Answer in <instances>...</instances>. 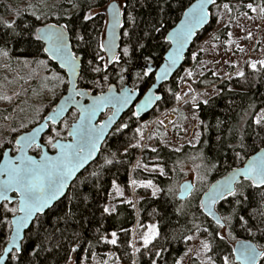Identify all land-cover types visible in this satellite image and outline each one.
<instances>
[{
  "label": "trees",
  "instance_id": "obj_1",
  "mask_svg": "<svg viewBox=\"0 0 264 264\" xmlns=\"http://www.w3.org/2000/svg\"><path fill=\"white\" fill-rule=\"evenodd\" d=\"M111 1L0 0V51L15 59L44 58L56 71L64 74L45 55L43 44L36 39V30L47 24L66 26L74 53L82 57L79 88L93 94L102 93L110 84L119 81V68L127 72L132 69L135 75L145 71L142 68L145 64L161 63L169 49L167 33L195 0H125L120 59L109 64L98 45L106 27L103 11ZM227 1L240 2V7H232L237 8L238 13L244 12L249 3L264 9V0H218L216 5ZM27 7L37 10L38 14L43 9L48 10V22H39L38 14ZM94 10H101V13L87 19ZM130 16L135 23L131 22ZM212 23L198 34L196 41L212 28ZM227 31L220 34H227ZM126 47L128 55L123 51ZM191 52L192 49L186 65ZM97 53L104 56L105 61L97 59ZM106 62V70L92 71L98 66L103 69ZM181 70L161 88L162 100L149 115L138 118L131 110L123 117L122 125L127 127L120 124L115 127L97 161L78 177L60 203L37 219L26 235L21 253H14L8 264H69L75 252L77 264H80V257L104 260L110 255L122 264H179L188 254L193 235L208 241L211 264H224V257H234L233 245L241 239L250 240L264 249V186L256 187L250 181H243L237 186L235 196L218 204L217 211L225 223L223 228L206 216L201 207V198L210 185L264 148V121L257 123L255 120L258 112L264 109V65L246 66L241 76L229 80H208L206 77L196 84L198 90L218 89L217 95L207 103L196 106L201 131L197 146L186 145L178 151L158 144L154 151L144 152L138 145L142 124L152 122L177 104ZM104 76H107L106 80ZM153 83L154 73H150L137 84L144 92ZM56 103H52L51 109ZM10 111L0 109V128ZM16 135L2 144L0 161L7 148L16 150ZM144 155L162 167V173L137 169L135 164ZM108 160L112 162L106 163ZM193 164L200 165L207 181L203 187L194 186L190 197L182 201L178 198L177 185L185 178L183 169ZM133 181L135 184L151 181L159 187L160 193L156 197L146 187L137 188L136 205L118 203L114 212H106L104 209L115 185L131 194ZM3 206H0V255L8 239L11 219V213ZM149 223L158 225L159 234L135 255L133 228ZM113 232L116 233V244L107 241ZM260 264H264V256Z\"/></svg>",
  "mask_w": 264,
  "mask_h": 264
},
{
  "label": "rangeland",
  "instance_id": "obj_2",
  "mask_svg": "<svg viewBox=\"0 0 264 264\" xmlns=\"http://www.w3.org/2000/svg\"><path fill=\"white\" fill-rule=\"evenodd\" d=\"M113 1L119 5H124L125 2V0ZM224 4H228L231 11L225 9ZM233 6L240 7L241 4L239 1H227L214 7L212 28L203 33L194 43L189 64H185L181 70L179 78L181 88L177 95V104L172 109L160 113L152 122L142 124V137L138 143L142 151H154L158 144L166 145L178 151L186 145L197 146L201 131L196 106L217 95L218 89L210 87L198 90L196 84L206 77L208 80L210 78L229 80L231 77L241 76L246 66L252 67L253 64H262L261 62L264 61V9L260 5L249 3L244 12L238 13L237 8L233 9ZM121 8L123 9V7ZM26 9H31L34 14H38L37 10L32 9V7ZM99 13L101 10H94L90 15L94 17ZM37 18L39 22H48V10L43 9ZM225 29H228L227 34L221 35L220 32ZM199 56H201V60H199ZM144 72L133 75L132 86H138L136 83L145 77ZM118 73L120 79L116 84L121 88L126 84L128 72L121 67ZM56 77L60 79L57 80ZM67 86L66 75L56 71L48 60L44 58L15 59L0 51V109H11V114L7 116L6 122L0 128L2 133L0 148L13 134L19 135L28 131L42 121L50 111L52 103H56L66 93ZM257 117H261L260 122L264 121V109L258 112L255 120ZM76 119L77 112L72 111L65 121L50 130L45 136L43 144L53 152L52 145L48 143L49 137L53 139V142L58 139L67 140L68 130ZM16 151L17 148L14 152ZM40 152L41 149L34 148L31 154L39 155ZM135 167L146 173H162V167L152 163V160L145 155L135 164ZM183 172L185 178L178 183L177 193H179L180 184L185 181H190L196 188L199 185L203 187L207 181V175L200 165H187ZM133 182H131V194L121 186L115 185L110 201L106 206L109 210L108 213L114 212L118 203L136 205L138 198L135 191L137 188L146 187L152 195L155 191L154 196L156 197L160 193V189L155 183L151 182L149 185V181L136 184ZM12 208L17 210V204H5L3 206L5 211ZM7 212L11 213V217L17 214V211L15 213ZM149 226H155L159 234L158 225L154 223L133 228L132 246L135 255L141 248L150 245L158 236L156 235L149 244H144L143 238L148 235ZM112 239L113 237L107 241ZM190 241L188 254L181 259L179 264H211L208 257V241L199 235H193ZM205 244L208 245V248H205ZM77 259V252H75L69 264H77ZM79 261L80 264H122L112 255L104 260L99 257L88 259L85 256L80 257ZM228 261L229 264H236L234 257L229 258Z\"/></svg>",
  "mask_w": 264,
  "mask_h": 264
},
{
  "label": "snow or ice",
  "instance_id": "obj_3",
  "mask_svg": "<svg viewBox=\"0 0 264 264\" xmlns=\"http://www.w3.org/2000/svg\"><path fill=\"white\" fill-rule=\"evenodd\" d=\"M216 0H198L196 4H193L191 8L183 13L185 19L178 28L168 34L166 39L173 43L175 47L169 53V64L162 69L161 74L156 77L157 80L166 78L169 68L174 66L180 59V54L184 49L185 44L192 36L194 29L203 24L210 16L208 5L215 4ZM251 7V5H248ZM121 7L126 5L112 4V22L109 30V41L107 44L101 42L98 47L101 51L109 52L111 55L108 57V62L119 61V56L116 55L114 49L115 44V28L121 25ZM224 8L231 11L228 4H224ZM91 15L87 19H91ZM132 23H135L133 17H129ZM66 26H47L44 29H37V40L47 41L49 47L44 51L52 55L53 58L61 62L62 67L66 68L72 75L77 74L78 60L75 54L70 50L64 28ZM159 31V28L155 29ZM127 35V32L124 33ZM83 40V37H79ZM124 54H129V49L124 48ZM6 54V53H5ZM97 59L105 61V57L97 53ZM195 58V55H193ZM91 64V61H89ZM264 64V61L261 62ZM107 62L104 64L103 69L101 67H94L92 71L99 73L102 70H106ZM256 67L255 64L252 65ZM152 69L148 68L143 73L147 76L151 73ZM242 75V73H241ZM105 80L107 76L103 77ZM59 80V77H56ZM73 89L75 94L83 97L87 93L78 91L75 89L73 83ZM135 89H121V93L116 95L113 93L111 86L109 87L108 94L97 95L92 97V104L87 107H82L80 114V121L77 124H73L68 130V135L71 137L69 142H53V139L49 137L48 143L53 148L57 149L56 156H49L47 153L41 155L40 159H34L28 156L25 149L36 144L35 132L30 136H22L17 141V151L20 152V156L16 159H6L2 168H0V200H9L8 192L13 191L19 195V211L22 215L15 221L16 232L12 237V242L15 244L16 239L20 235V229L25 226L29 220L38 214H42L46 208L51 206V202L56 200L59 196L63 195L64 189L73 173L84 165L86 161L93 157V154L98 151V145L105 135L106 129L111 124V118L108 123L97 126L93 123V119L96 112L103 107L112 105L113 107L122 108L128 104L131 100ZM152 95H148L143 101L142 105L137 106V111L133 115H139L140 107H147L152 102ZM207 103V101H205ZM64 111L63 106L57 110L56 114L49 117L56 122L57 115ZM115 115V113H113ZM261 117H257L256 122L260 123ZM121 127L126 128L127 125ZM119 130V129H117ZM36 131H39L38 129ZM59 135V133H57ZM39 148L40 145L36 144ZM6 155V154H5ZM108 160L106 163H111ZM95 175V173H93ZM242 177L244 180H248L255 186L264 185V156L254 158L246 165L244 169L236 170L229 178L223 183L218 184L210 190L207 195V203L201 204V207L205 209L208 215L216 218L217 223L223 228L225 225L221 222V218L216 216L214 205L218 200L225 199L227 196H235L236 191L234 185L238 182V178ZM135 183V182H133ZM151 184V181L148 182ZM155 195V191L153 192ZM109 211L107 208L104 209ZM7 211L15 213V208L7 209ZM243 219V217H241ZM113 239L109 241L111 244H116V233L112 234ZM158 235V230L155 226H149V233L144 239V244L150 243L155 236ZM223 239V237H221ZM205 248L208 245L205 244ZM19 251V247L17 246ZM237 254V260L239 264H256V258L258 255H264V253H258L257 250L250 244H241V246L235 250ZM224 264H229L228 257H224Z\"/></svg>",
  "mask_w": 264,
  "mask_h": 264
},
{
  "label": "water",
  "instance_id": "obj_4",
  "mask_svg": "<svg viewBox=\"0 0 264 264\" xmlns=\"http://www.w3.org/2000/svg\"><path fill=\"white\" fill-rule=\"evenodd\" d=\"M217 1L218 0H216L215 4H213V5H208V10L210 12L209 18L203 24H201L200 26H198V27H196L194 29V32H193L192 36L189 38L188 42L185 44L184 49L182 50V52L180 54V59L176 62V64L174 66H171L169 68L168 75H167L166 78H163V79H160V80L156 79V77L161 74L162 69H164L165 66L169 64V61H168L169 53L175 47V45L173 43H171L170 41H168L167 39H166V42L169 44V49L167 50L162 62L161 63H148V64H145V65L142 66V68L145 71H147L148 68H151L152 69L151 73L155 74V81L151 85V87L143 95H142V93L139 90H135L133 95H132L131 100L128 102L127 105H125L122 108H119L118 106L117 107H113L112 105H108L107 107H103V108H101L100 110H98L96 112V115H95V117L93 119V123L96 124L97 126H99L101 124L108 123L109 118H111V124L106 129L105 135H104V137L102 138V140L100 141V143L98 145V151L95 152L93 154V157L91 159H89L88 161H86L84 163V165L82 167H80L79 169H77V171L73 173L72 177L69 178L68 183H67V185H66V187L64 189L63 195L59 196L56 200L52 201L50 207L46 208L45 211L42 214H38L37 216L33 217L31 220L28 221V223L25 226H23L20 229V235L16 239L15 244L12 242V237L15 235V232H16L15 221L22 215V213L19 211V195L17 193L13 192V191H10V192L7 193L8 197H9V200H7V201L0 200V206H3L4 204H9V205L17 204V214L12 216L11 219H10V232H9V235H8L7 242H6V244L4 246V249L2 251V254L0 255V264H8L9 260L14 255V253H17V254L21 253L22 248H23V243H24V241L26 239V235L31 230V228L33 227L34 223L37 221V219L40 216L45 215L48 211H50L58 203H60L67 196L71 186L75 183V181L78 179V177L83 172H85L93 163H95L97 161V159L99 158V155L101 153L103 145L105 144V142L107 141L108 137L110 136L112 131L115 129V127L123 119V117L128 112H130L132 109H134L135 112H136L137 111V106L138 105H142L143 101L145 100V98L148 95H152V97H153L152 102L147 107H140L139 115L137 117L138 118H143L146 115H149L155 109L157 104L162 100V95L159 93L161 91V88L165 84L169 83L176 76V74L185 66L187 55H188L189 51L192 49V46L195 43L198 34L203 32L205 29H207L211 25L212 17H213L212 9L216 6ZM197 2H198V0H195L186 9V11L189 8H191V6L193 4H196ZM114 3L119 5V3H117V2H115V1L112 2L111 1L109 3V5L103 11L104 14L106 15V27H105L104 37H103V41L102 42L105 43V44H107L109 39H110L109 30L111 28V22H112L111 6ZM120 10L123 13V9L121 8ZM184 19H185V17L183 15L181 17V19L179 20V22L167 33L166 37L168 36V34L170 32H172L173 30L178 28L180 26V24L184 21ZM50 25L57 26V27L63 26V25H56V24H47V25H44V26L40 27L39 29H44V28H46L47 26H50ZM121 25L122 26H117L115 28V30H114L115 31V44H116V47H115L114 51H115L117 56L120 53L121 44H122L123 14L121 16ZM64 31H65V35H66V38H67V42H68L69 48L74 53L73 48H72L70 34L67 31L66 27L64 28ZM39 41L43 44L44 49L49 47L47 41H45L43 39L39 40ZM104 53L106 55L107 62H108V57L111 55V53H109V52H104ZM45 55L50 59V61H52L54 64H56L59 67V69H61L62 71L65 72L66 77H67V81H68V86H67L66 93L59 99V101L54 105V107L45 115V117L43 118L42 121H40L38 124H36L30 130L25 131V132L19 134L16 137L15 147L17 148L19 146V145H17V141L20 140V138L22 136H30V135H32L35 132L36 144H39L40 145L39 149H41L40 154L39 155L31 154V151L34 148H37L36 144H33L31 147L25 149V151H26L28 156H31V157H33L34 159H37V160H39L41 155L44 154V153H47V155H49V156H56L57 155V151L58 150L52 147L54 149V151L51 152L49 150V148L45 144H43V140H44L45 136L49 133L51 127L52 126H58L59 124H61L66 119V117L68 116V114L72 110H76L79 113L78 119L73 123V124H77L80 121V114H81L82 107H87V106L91 105L93 96H97V95H101V94L107 95L110 86L113 89V93L116 94V95H119L121 93V89H133L131 87V81H130L132 71H130L128 76H127L128 82L125 84V86L123 88L119 89L118 86L113 83V84H110V86L108 87V89L106 91H104L102 93H98V94H93L90 90L79 88V78L81 76V69H82V58L80 56L78 57L75 54V56L77 57V60H78V64H77V74L74 76L66 68L62 67L61 62L59 60L53 58L50 53L45 52ZM113 62H115V61H111V62H108V63L112 64ZM136 68L139 69L140 66H137ZM73 83L75 84V89L76 90L83 91V92H85L87 94L84 95L83 97L76 95L75 91L73 89ZM61 106H63L64 111L60 112L59 115H57L56 122L53 123V121L51 119H49V117L55 115L57 110H59V108ZM109 111H110V113H108ZM113 113H115V115H113ZM72 125H71V127H72ZM37 129L39 131H36ZM56 141L69 142V141H71V137L68 135V139L67 140L58 139ZM19 156H20V152H18V151L13 152L12 148H7L4 151L3 155H2V158H1V161H0V168L3 167L6 159H16ZM261 156H264V148L259 150L257 153H255L251 157H249L242 166L232 169L225 176H223L220 179H218L217 181H215L212 185H210V187L207 189V191L203 194V196L201 198V204H202V202L203 203H207L208 202L206 194H209L210 190L213 189L214 186L223 183L236 170L244 169L246 167V165L249 163V161H251L252 159L259 158ZM243 181H248V180H244L242 177L238 178V182L234 185L235 191L237 189V186L240 185ZM261 186H264V185H261ZM261 186H256V187H261ZM193 191H194V185L190 181H185V182L180 184L178 198L180 200L184 201V200H186V199H188L190 197V195L192 194ZM227 197H229V196H227ZM223 200L224 199L217 201V203L214 205V210L216 212V216L221 218V222L225 225L220 213L217 211L218 204L221 201H223ZM202 209H203V212H204V214L206 216H208L216 224H218L216 218H214L211 215H208L204 208H202ZM245 243L252 245L257 250L258 253H264V250L260 249L252 241L245 240V239L238 240L233 245V256H234V261H235L236 264H239V261L237 260V254H236L235 250L238 249L241 246V244H245ZM17 246L19 247V251L17 250ZM263 256L264 255H258L257 256L256 264H260L261 263V260H262Z\"/></svg>",
  "mask_w": 264,
  "mask_h": 264
},
{
  "label": "flooded vegetation",
  "instance_id": "obj_5",
  "mask_svg": "<svg viewBox=\"0 0 264 264\" xmlns=\"http://www.w3.org/2000/svg\"><path fill=\"white\" fill-rule=\"evenodd\" d=\"M121 47H122V44H121ZM118 56H119V55H118ZM78 57H79V56H78ZM80 57H81V56H80ZM81 58H82V57H81ZM130 71H132L131 79H130V81H131V87H132L133 89H135V90H139V91L141 92V90L139 89V86H136V87L132 86V82H133V80H132L133 70L131 69ZM130 71H129V72H130ZM63 72H64V71H63ZM129 72H128L127 75H126V83L128 82L127 76H128V74H129ZM64 74H65V72H64ZM65 75H66V74H65ZM154 81H155V74H154ZM114 84H115V83H114ZM116 85H117V84H116ZM136 85H138V84L136 83ZM117 86H118V85H117ZM124 86H125V85H124ZM124 86H123V87H124ZM123 87H121V88H123ZM150 87H151V86H150ZM150 87H149V88H150ZM118 88H119V87H118ZM121 88H119V89H121ZM149 88H148V89H149ZM148 89H147V90H148ZM147 90H146V91H147ZM141 93H142V95H143V94L145 93V91H144V92H141ZM159 93H160V94L162 95V97H163L162 92L160 91ZM58 101H59V100H58ZM58 101H57V102H58ZM132 110H133V109H132ZM72 111H76V110H72ZM72 111H71V112H72ZM134 111H135V110H134ZM71 112H70V113H71ZM76 112H77V111H76ZM70 113H69V114H70ZM108 113H110V111H109ZM69 114H68V116H69ZM68 116L66 117V119L68 118ZM78 116H79V113L77 112V119H78ZM44 117H45V116H44ZM105 117H106V116H105ZM66 119H65V120H66ZM77 119H76V120H77ZM42 120H43V119H42ZM65 120H64V121H65ZM122 120H123V119H122ZM122 120L120 121L121 123L119 122L120 125H122ZM73 123H74V122H73ZM73 123H72V124H73ZM72 124H71V125H72ZM119 124H118V125H119ZM59 125H60V124H59ZM59 125H58V126H59ZM118 125H117V126H118ZM117 126H116V127H117ZM53 127H57V126H52L51 129H52ZM70 127H71V126H70ZM51 129H50V130H51ZM49 132H50V131H49ZM67 136H68V133H67ZM67 138H68V137H67ZM64 140H65V139H64ZM13 152H14V150H13ZM4 205H5V204H4ZM13 205H14V204H13Z\"/></svg>",
  "mask_w": 264,
  "mask_h": 264
}]
</instances>
